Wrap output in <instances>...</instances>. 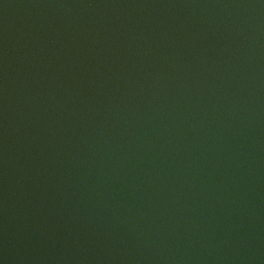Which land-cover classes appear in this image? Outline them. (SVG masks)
I'll return each instance as SVG.
<instances>
[{
  "label": "water",
  "instance_id": "95a60500",
  "mask_svg": "<svg viewBox=\"0 0 264 264\" xmlns=\"http://www.w3.org/2000/svg\"><path fill=\"white\" fill-rule=\"evenodd\" d=\"M0 264H264V0H0Z\"/></svg>",
  "mask_w": 264,
  "mask_h": 264
}]
</instances>
